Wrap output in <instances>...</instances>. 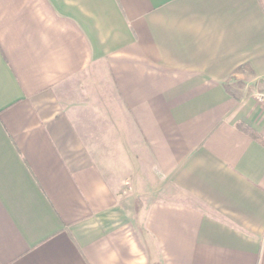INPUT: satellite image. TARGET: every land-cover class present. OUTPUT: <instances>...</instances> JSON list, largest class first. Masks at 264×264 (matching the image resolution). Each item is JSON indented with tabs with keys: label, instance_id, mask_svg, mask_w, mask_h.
Segmentation results:
<instances>
[{
	"label": "crops",
	"instance_id": "0c3cea01",
	"mask_svg": "<svg viewBox=\"0 0 264 264\" xmlns=\"http://www.w3.org/2000/svg\"><path fill=\"white\" fill-rule=\"evenodd\" d=\"M260 90L264 0H0V264H264Z\"/></svg>",
	"mask_w": 264,
	"mask_h": 264
},
{
	"label": "trees",
	"instance_id": "16d2710c",
	"mask_svg": "<svg viewBox=\"0 0 264 264\" xmlns=\"http://www.w3.org/2000/svg\"><path fill=\"white\" fill-rule=\"evenodd\" d=\"M238 126H239L242 130H244L246 133H248V134H250V135H252V136H254V137L258 138V139L261 138V137L258 135V133H257L253 128H251L250 126H248V125H246V124H244V123H242V122H239V123H238Z\"/></svg>",
	"mask_w": 264,
	"mask_h": 264
},
{
	"label": "built area",
	"instance_id": "2783aa9c",
	"mask_svg": "<svg viewBox=\"0 0 264 264\" xmlns=\"http://www.w3.org/2000/svg\"><path fill=\"white\" fill-rule=\"evenodd\" d=\"M255 97L262 105H264V91L257 92Z\"/></svg>",
	"mask_w": 264,
	"mask_h": 264
},
{
	"label": "rangeland",
	"instance_id": "374dc122",
	"mask_svg": "<svg viewBox=\"0 0 264 264\" xmlns=\"http://www.w3.org/2000/svg\"><path fill=\"white\" fill-rule=\"evenodd\" d=\"M260 91H264V90H260ZM257 92H259V91H256V93H257ZM256 93H255V95H256Z\"/></svg>",
	"mask_w": 264,
	"mask_h": 264
}]
</instances>
